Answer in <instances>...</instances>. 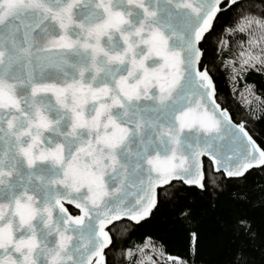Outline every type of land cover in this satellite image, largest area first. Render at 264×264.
I'll return each mask as SVG.
<instances>
[{
	"label": "snow or ice",
	"instance_id": "obj_1",
	"mask_svg": "<svg viewBox=\"0 0 264 264\" xmlns=\"http://www.w3.org/2000/svg\"><path fill=\"white\" fill-rule=\"evenodd\" d=\"M221 66L247 105L239 120L220 102ZM252 72L264 75V0H0V264H112L113 252L187 264L150 234L119 241L177 192L264 171V99L241 91ZM233 199L251 203L243 186ZM235 228L247 264L251 223Z\"/></svg>",
	"mask_w": 264,
	"mask_h": 264
},
{
	"label": "trees",
	"instance_id": "obj_2",
	"mask_svg": "<svg viewBox=\"0 0 264 264\" xmlns=\"http://www.w3.org/2000/svg\"><path fill=\"white\" fill-rule=\"evenodd\" d=\"M224 19L226 18H222ZM216 80L221 104L229 107L237 120L245 116L247 105L240 95L233 94L232 89L236 84L223 66L216 75ZM242 85L241 91H244L245 96L247 85H253L255 95L264 99V75L252 72L247 75L246 84L242 82ZM253 104L259 114L260 102L254 100ZM255 133L258 139L264 138V121L255 124ZM241 186L249 195L251 203L238 206L233 197L240 191ZM197 193L198 190L195 189L190 192H177L175 202L162 206L155 217L150 218L143 226L131 225L129 222L127 234L119 243L131 247L141 243L145 235L150 234L164 245L162 251L167 255L183 258L187 264H235L234 253L242 240L236 233V217L244 215L252 228L245 241L244 259L247 264H264V171L251 170L247 181L227 185L218 192L210 189L208 196L202 197ZM70 211L75 212L73 209ZM182 211L188 215L181 216ZM192 233H196L199 238L195 250L190 239ZM109 258L112 264H118V253H110L106 260ZM158 259L164 261L166 256Z\"/></svg>",
	"mask_w": 264,
	"mask_h": 264
},
{
	"label": "water",
	"instance_id": "obj_3",
	"mask_svg": "<svg viewBox=\"0 0 264 264\" xmlns=\"http://www.w3.org/2000/svg\"><path fill=\"white\" fill-rule=\"evenodd\" d=\"M251 171V170H250ZM73 210H75V209H73ZM75 211H77V210H75Z\"/></svg>",
	"mask_w": 264,
	"mask_h": 264
}]
</instances>
